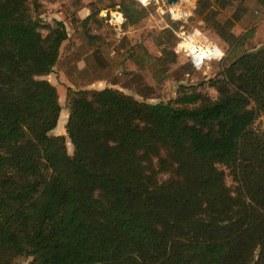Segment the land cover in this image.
Segmentation results:
<instances>
[{
    "label": "trees",
    "instance_id": "obj_1",
    "mask_svg": "<svg viewBox=\"0 0 264 264\" xmlns=\"http://www.w3.org/2000/svg\"><path fill=\"white\" fill-rule=\"evenodd\" d=\"M137 5L125 6L133 25ZM40 8L0 0V264H264V46L221 44L209 77L166 101L69 86L71 153L46 77L70 33ZM220 8L204 20L232 37ZM157 39L163 70L179 68L174 29Z\"/></svg>",
    "mask_w": 264,
    "mask_h": 264
},
{
    "label": "rangeland",
    "instance_id": "obj_2",
    "mask_svg": "<svg viewBox=\"0 0 264 264\" xmlns=\"http://www.w3.org/2000/svg\"><path fill=\"white\" fill-rule=\"evenodd\" d=\"M250 1L254 4L249 5V0H194L195 8L189 19L175 23L167 15L169 6H166L162 0L159 3L156 0H137V10L143 7L147 12L145 17L139 21L140 23L133 25L130 22V16L128 17L125 12L126 4L131 0H40L39 16L43 24L53 25L56 20H63L70 33V38L62 46L59 63L54 71L46 76L59 90L63 113L69 116L67 100L69 86L74 89L114 87L140 100L155 103L175 97L182 82L190 84L208 78L209 74L196 69L186 52L179 49L180 32L183 30L195 27L204 29L211 39L225 48L230 45L228 49L230 51H233L234 45L240 42L235 48L236 54L264 46V0ZM213 4L229 9L238 8L239 10L234 12L236 16L241 15L243 10L248 8L251 21L246 20L243 26L247 30L244 31L235 22L228 24L225 31L230 33L233 39L224 31L208 26L203 16L213 8ZM117 11L123 13L124 21L115 22L113 20V15ZM222 11L224 12V10L218 11L217 18H225ZM141 15L143 14L138 16ZM80 16L82 18L90 16L87 26H82L81 23L75 21ZM117 23L122 25L125 32L121 38L112 34L118 28ZM173 24L178 26L174 28ZM171 28L178 36L174 50L183 63L179 68L166 72L157 60L159 56H162V46L157 36ZM41 31L44 34L48 33L47 27H43ZM239 37H241L240 41L237 40ZM98 45L100 46V52H97L99 62L95 60L96 55H93ZM96 65H99L101 69L95 74ZM94 75L101 77L92 81L90 78H95ZM262 122L264 125V118ZM56 133L65 134L67 140H70L67 124L65 126L61 123L60 127L59 122ZM69 151L73 153L71 146H69ZM169 176L170 174L163 173L161 179L165 180ZM228 182L230 185L234 184L231 178ZM31 259L32 257L22 258L20 264H26Z\"/></svg>",
    "mask_w": 264,
    "mask_h": 264
},
{
    "label": "built area",
    "instance_id": "obj_3",
    "mask_svg": "<svg viewBox=\"0 0 264 264\" xmlns=\"http://www.w3.org/2000/svg\"><path fill=\"white\" fill-rule=\"evenodd\" d=\"M156 1L158 3L160 2V0ZM162 1L166 6H169L167 15L175 22H185L188 20L195 8L194 0H179L176 3H169L168 0ZM114 17L115 14L113 15V20ZM114 21H124V15L123 18ZM123 33L125 32L121 25L112 34H114L115 37L121 38ZM178 46L180 50L186 52L193 66L203 71L205 74L212 73L213 62L221 61L227 57L225 48L220 43L211 39L204 29H199L198 27L181 31ZM217 53H220V55L217 56Z\"/></svg>",
    "mask_w": 264,
    "mask_h": 264
},
{
    "label": "crops",
    "instance_id": "obj_4",
    "mask_svg": "<svg viewBox=\"0 0 264 264\" xmlns=\"http://www.w3.org/2000/svg\"><path fill=\"white\" fill-rule=\"evenodd\" d=\"M254 2L253 1H250L249 0V5H253ZM221 10H224V13L227 15V17H229L230 19H232L233 21H235V23H237L238 25H240L244 31L247 30L246 27H243L244 26V23L246 22V20H248L249 22L251 21V14H249V9L246 8V10H243V12L241 13V15H239V18H235L234 17V12L236 10H239L238 8H220ZM258 38V36H257ZM227 43V42H226ZM261 45V43L259 44ZM245 52V51H244ZM242 52V53H244ZM229 61H232V59H228Z\"/></svg>",
    "mask_w": 264,
    "mask_h": 264
},
{
    "label": "bare ground",
    "instance_id": "obj_5",
    "mask_svg": "<svg viewBox=\"0 0 264 264\" xmlns=\"http://www.w3.org/2000/svg\"><path fill=\"white\" fill-rule=\"evenodd\" d=\"M117 25H118V27H120V24H119V23H117ZM68 117H69L68 114L65 115V114L63 113V111H62L61 118H60V127H61V123L64 124V125L66 126V124H67V121H66V120H68ZM66 130H67V129H66ZM68 145L71 146V147L73 148V144H72L71 140L68 141Z\"/></svg>",
    "mask_w": 264,
    "mask_h": 264
},
{
    "label": "water",
    "instance_id": "obj_6",
    "mask_svg": "<svg viewBox=\"0 0 264 264\" xmlns=\"http://www.w3.org/2000/svg\"><path fill=\"white\" fill-rule=\"evenodd\" d=\"M178 1L179 0H168L169 3H176ZM121 18H123V14L121 12H116L114 20H118V19H121Z\"/></svg>",
    "mask_w": 264,
    "mask_h": 264
},
{
    "label": "clouds",
    "instance_id": "obj_7",
    "mask_svg": "<svg viewBox=\"0 0 264 264\" xmlns=\"http://www.w3.org/2000/svg\"><path fill=\"white\" fill-rule=\"evenodd\" d=\"M220 55V53H217V56H219Z\"/></svg>",
    "mask_w": 264,
    "mask_h": 264
}]
</instances>
